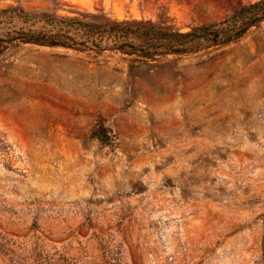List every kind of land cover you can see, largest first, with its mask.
Listing matches in <instances>:
<instances>
[{"label":"rangeland","instance_id":"obj_1","mask_svg":"<svg viewBox=\"0 0 264 264\" xmlns=\"http://www.w3.org/2000/svg\"><path fill=\"white\" fill-rule=\"evenodd\" d=\"M258 1L0 0V264H264Z\"/></svg>","mask_w":264,"mask_h":264},{"label":"trees","instance_id":"obj_2","mask_svg":"<svg viewBox=\"0 0 264 264\" xmlns=\"http://www.w3.org/2000/svg\"><path fill=\"white\" fill-rule=\"evenodd\" d=\"M264 20V0H260L256 3L249 4L247 6L239 8L233 16L229 19L232 27L229 28H218V25H211L200 29V34L197 38L203 37L208 33L215 35L216 40L220 37V34H224L223 41H230L239 38L245 34L250 28L258 25ZM29 42H36L35 40H30ZM51 46H58V44L51 40L49 43Z\"/></svg>","mask_w":264,"mask_h":264}]
</instances>
